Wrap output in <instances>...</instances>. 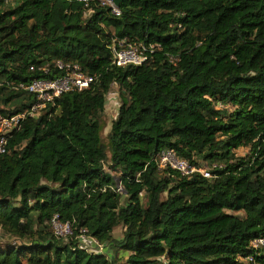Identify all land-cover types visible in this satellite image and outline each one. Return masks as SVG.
Instances as JSON below:
<instances>
[{"label":"trees","instance_id":"1","mask_svg":"<svg viewBox=\"0 0 264 264\" xmlns=\"http://www.w3.org/2000/svg\"><path fill=\"white\" fill-rule=\"evenodd\" d=\"M119 9L0 0V114L28 108L35 98L18 85L54 77L56 60L96 76L8 135L0 231L13 242L0 241V264H264V246H250L264 238V0H121ZM116 39L153 48L118 67ZM112 84L120 105L105 146ZM166 148L218 166L211 177L158 169L153 157ZM55 214L72 223L70 238L52 232ZM82 228L112 256L82 248Z\"/></svg>","mask_w":264,"mask_h":264},{"label":"built area","instance_id":"2","mask_svg":"<svg viewBox=\"0 0 264 264\" xmlns=\"http://www.w3.org/2000/svg\"><path fill=\"white\" fill-rule=\"evenodd\" d=\"M85 6L96 3L104 7H108L113 15H119V6L114 0H78ZM153 45L148 47L142 43L129 42L126 39H116L111 45L112 63L118 67L127 65H140L147 60L146 52L152 49ZM53 67L58 70V74L54 77H39L34 78L30 82L20 83L18 88L22 91L31 93L35 101L24 111L9 115L0 114V154L5 152L6 140L8 135L20 127L21 122L27 117H37L47 106L53 104L54 100L62 94L77 90L81 91L89 87L96 80L95 75H90L84 72L80 66L72 62H63L56 60ZM33 69V67H31ZM44 73L50 71L47 65L38 68ZM153 161L158 169L171 168L184 176H189L193 172H199L204 177H211L210 168L218 166L212 164L209 167L197 168L184 158L179 157L172 149L166 148L157 152ZM117 191L122 192L119 184ZM52 232L60 238H70L73 233L72 223L70 221H62L57 214L53 215L49 221ZM87 230L82 228L77 239L82 248L95 253H105L106 246L99 243L96 239L86 234ZM252 248L264 246V238L258 237L250 242ZM246 261L252 262L251 256L246 258Z\"/></svg>","mask_w":264,"mask_h":264},{"label":"rangeland","instance_id":"3","mask_svg":"<svg viewBox=\"0 0 264 264\" xmlns=\"http://www.w3.org/2000/svg\"><path fill=\"white\" fill-rule=\"evenodd\" d=\"M120 105V95L119 87L117 84H112L110 92L106 96L105 109L101 115V141L105 146H108V132L110 129L111 122L116 118L118 114V108ZM248 147H240L235 150V154L238 156H244L248 153ZM204 167V166H203ZM105 169L108 170L107 165ZM141 200L143 203L146 201L145 193L141 194ZM124 228L121 225L116 226L113 229V236L119 238L122 235ZM0 241L1 242H13V239L9 236L2 234L0 231Z\"/></svg>","mask_w":264,"mask_h":264},{"label":"crops","instance_id":"4","mask_svg":"<svg viewBox=\"0 0 264 264\" xmlns=\"http://www.w3.org/2000/svg\"><path fill=\"white\" fill-rule=\"evenodd\" d=\"M106 253L108 254V256H112V250H106ZM119 256H123L124 258L127 256L126 252L123 251H119Z\"/></svg>","mask_w":264,"mask_h":264},{"label":"water","instance_id":"5","mask_svg":"<svg viewBox=\"0 0 264 264\" xmlns=\"http://www.w3.org/2000/svg\"><path fill=\"white\" fill-rule=\"evenodd\" d=\"M114 1H115V4H116L117 6L120 5L121 0H114Z\"/></svg>","mask_w":264,"mask_h":264}]
</instances>
